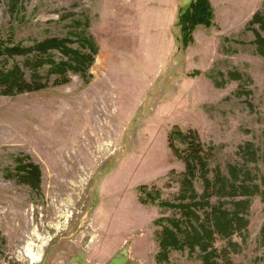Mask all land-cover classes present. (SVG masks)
Instances as JSON below:
<instances>
[{"label":"rangeland","instance_id":"obj_1","mask_svg":"<svg viewBox=\"0 0 264 264\" xmlns=\"http://www.w3.org/2000/svg\"><path fill=\"white\" fill-rule=\"evenodd\" d=\"M191 1L18 0L11 13L0 0L1 39L30 46L77 32L99 48L88 80L69 74L54 85L57 74L44 66L47 87L0 95V264H157V220L177 214L141 198L173 201L180 192L186 168L170 147L175 130L196 131L213 182L231 167L236 183H260L264 60L246 26L264 0H210L212 26H197L183 49L178 12ZM25 61L0 59V68L16 63L29 77ZM248 143L256 162L240 150ZM17 158L39 166L38 189L17 177ZM249 204L248 227L214 241L233 264H264V201L254 195ZM169 261L202 264L187 251Z\"/></svg>","mask_w":264,"mask_h":264},{"label":"trees","instance_id":"obj_2","mask_svg":"<svg viewBox=\"0 0 264 264\" xmlns=\"http://www.w3.org/2000/svg\"><path fill=\"white\" fill-rule=\"evenodd\" d=\"M17 2L18 0H7L11 13L17 10ZM212 11L210 0H192L185 8L179 10L177 25L180 26L179 37L183 49L193 42V31L197 26L207 28L212 26L214 18ZM247 22L246 30L253 31L255 38L252 43L257 46V52L264 60V4ZM98 49L92 37H85L77 32H72L71 36L65 38H46L30 46L15 44L10 37L0 38V59L25 57V66L31 70L30 76L27 77L21 66L16 63L7 68H0V95L14 96L47 87V83H42L38 75V70L44 66L51 73L57 74L54 85L68 83L69 74H78L88 80L91 78L90 67L95 61ZM53 51H58L62 59L55 60L52 57ZM229 77L236 80L240 75L231 72ZM175 136L186 146L183 153L171 141ZM262 137L264 144V129ZM169 141L174 154L185 163L186 169L179 181L180 192L173 201L159 200L158 193L146 194V199L141 198L142 202L148 200L177 214L157 220L161 225L157 264H172L169 261L172 251H187L188 255L197 257L202 264H233L230 250L227 247L219 250L214 246V241L217 237L223 240L231 239L233 235L248 227L249 220L246 215L251 196L259 195L262 202L264 201V190L261 189L264 187V176L260 178L259 184L254 182L248 185L244 181L236 183L239 173L236 168L228 167V178L225 179L218 172L213 182L208 177L210 155L196 131L175 130L170 133ZM245 146L240 148L245 158L256 162V152L251 150L253 145L248 143ZM23 161V158H17V177L22 183L38 189L41 177L39 166L32 161ZM198 170V177L203 184L202 193L196 191L193 182ZM244 176L249 178V173H244ZM239 197L241 199H238ZM213 198L216 200L215 203L212 202ZM261 238H264V227L261 229ZM228 243L229 246H237L231 241Z\"/></svg>","mask_w":264,"mask_h":264},{"label":"bare ground","instance_id":"obj_3","mask_svg":"<svg viewBox=\"0 0 264 264\" xmlns=\"http://www.w3.org/2000/svg\"><path fill=\"white\" fill-rule=\"evenodd\" d=\"M29 250V249H28ZM27 252H29V253H32V252H30V250L29 251H27Z\"/></svg>","mask_w":264,"mask_h":264}]
</instances>
